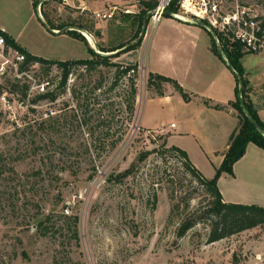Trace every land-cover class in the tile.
Listing matches in <instances>:
<instances>
[{"label": "rangeland", "instance_id": "374dc122", "mask_svg": "<svg viewBox=\"0 0 264 264\" xmlns=\"http://www.w3.org/2000/svg\"><path fill=\"white\" fill-rule=\"evenodd\" d=\"M29 1L0 0V21H9L18 30L24 27L23 37L30 47L50 59L57 51L66 53L64 57L82 54L79 50L87 54L84 45L78 44L77 49L56 38L52 27L84 21L97 45L111 46L134 36L137 24L123 23L121 18L138 13L143 2L50 1L41 6L42 18L29 8ZM189 1L178 14L196 23L200 20L193 13L215 3L220 15L233 12L237 3L251 6L256 13L264 9V0ZM97 11H112L113 16L97 19ZM176 19L165 14L155 26L150 19L142 48L112 58L139 64V121L136 107L130 120L128 112L116 106L103 110L99 119L95 116L89 128L80 126L71 88L83 87L81 70L69 76L66 93L53 102L33 103L35 89L22 101L20 94L7 90L15 76L1 80L11 107L0 102V264H264V225L207 242L209 222L206 218L199 221V217H205L209 198L183 160L168 150L186 139H172L169 146L166 136L159 133L165 134L166 129L175 134L178 129L170 124H178V118L149 114L152 124L158 122L159 127L148 132L141 128L151 97L147 72L152 55L161 51L169 56L167 60L173 57L175 63L192 62L193 66L202 56L195 55L192 46L196 43L200 50L203 38L194 39L197 30ZM113 71L102 70L108 82ZM59 75L56 67L49 74L39 67L23 82L31 86L49 81L47 90L52 91ZM96 79L94 74L93 84ZM123 86L126 84H120L115 93ZM112 99L119 100L118 96ZM49 110L55 112L51 118L60 119L55 128L42 124ZM99 120L104 124L97 126ZM163 120L165 125H161ZM129 169L132 171L124 176ZM74 217H78L76 225ZM195 219L196 224L180 236L182 221Z\"/></svg>", "mask_w": 264, "mask_h": 264}, {"label": "trees", "instance_id": "16d2710c", "mask_svg": "<svg viewBox=\"0 0 264 264\" xmlns=\"http://www.w3.org/2000/svg\"><path fill=\"white\" fill-rule=\"evenodd\" d=\"M50 1L61 2L59 0H46L43 3L42 8ZM39 2L40 0H33L34 9L37 11L38 15H40L38 11ZM159 2L160 0H143V2L141 3L140 11L138 13L133 15L126 14L122 16L121 21L123 23L132 21L133 25L137 24V30L135 31V34L131 39L111 46H104L98 43V49L101 52L108 53L123 49L119 53L113 55H104L97 53L90 45L87 38L80 32L74 30L68 31L66 32V34L70 35L71 37L81 39L87 44L89 54L91 55L89 58L77 60H55L43 58L31 54L22 46H20L12 37L7 35V42L20 52L24 53L26 57L25 62L21 66L22 70L33 72L35 69L41 67L45 70V73L49 74V72L54 67H56L60 71L58 85H56V87L52 91L47 90L45 93L37 94L32 102L36 103L41 100H48L53 102L58 100V98L61 95L65 94L67 91L69 76L73 75L76 70H81V76L84 79L83 87L81 85L71 88V94L77 101L78 109H76V112L78 114L76 115V117L79 115L80 126H88L89 128V124L92 122L95 116H97L99 119L103 114V110L114 108L116 106L119 107L120 110L123 107V110H125V112H128L129 119L131 120L134 116L138 96L137 79L139 66L138 64H124L122 62H115L112 60V58L119 57L122 53H126L141 46L143 38L140 40V42L128 47L139 37L145 15L148 12L155 10L158 7ZM179 9L180 0H170L166 11H169L172 14H177L179 12ZM205 22L209 24L207 21ZM262 25L264 26V22ZM65 26H78L91 33L90 25H88V23L84 21L78 24H61L58 27L54 26L52 28L60 30ZM118 28L120 31L124 30L122 27ZM215 32L219 38L223 52L228 59V63L231 64L234 69L242 75L243 99L246 107L264 129V125L259 120V117L253 106L251 105L247 95V80L244 77V70L241 65V59L246 53L243 44L241 42L235 41L229 34L220 32L217 29H215ZM209 34L211 36L212 51L221 59H223L218 51V47L214 38L212 37L210 32ZM103 69L114 70L112 74L113 79H111V81H107L106 77L103 75ZM94 74L98 75V79H96L93 84L92 77ZM147 75V88L158 96H162L164 94V87L166 84H169L182 95L185 101L188 102L194 98V95L192 93L187 92L177 80L171 77L152 72L148 73ZM86 77L87 79L90 77V79L85 80ZM120 84H126V87L123 86L121 90L115 93ZM4 88L5 87L0 85V95L3 93ZM7 90H9L13 94H20L21 100L26 101L29 94L30 85L27 82H23V78H15L14 81L10 83V86H7ZM98 91L99 93H97ZM115 96H118V101H114V99H112L115 98ZM204 103L207 106H212L213 108L220 110L228 108L229 105V107H232L236 110V115L239 120L237 127L230 135L228 148L224 153V159L221 165L216 169L215 176L211 179L204 177V175L190 161L186 151L182 150L181 148L171 146L168 148V150L177 154L183 160V164L186 170L190 172L194 179L206 191V194L209 198V202L206 207L207 211L205 217H199V221L206 218V220L209 222L208 224L210 230L208 233L207 242L213 243L264 225V206H260L257 204L225 202L218 187V180L222 176V174H234L235 163L245 155L247 146L250 143L257 145L264 150V135L259 133L245 116L238 98V87L236 89V100L234 102H230L228 105H213L209 100H204ZM98 104L100 105L99 107H97ZM31 110L35 111V109ZM59 122V118L55 119L53 117H48L42 122V124L48 123L52 125V128H55L56 125L60 124ZM103 124L104 121L99 120L97 126ZM164 141L166 142V140ZM147 155L148 153L145 154V156ZM140 160H143V156L140 158ZM131 171L132 169H129L124 174V176L129 174ZM174 209L175 205L172 207L171 212H173ZM72 220L76 225L78 222V217H74ZM197 220L195 219L182 221L179 228V235H184L196 224ZM45 228V230H48L47 227ZM76 233L77 232L75 231V235ZM54 264L58 263L55 262Z\"/></svg>", "mask_w": 264, "mask_h": 264}, {"label": "crops", "instance_id": "0c3cea01", "mask_svg": "<svg viewBox=\"0 0 264 264\" xmlns=\"http://www.w3.org/2000/svg\"><path fill=\"white\" fill-rule=\"evenodd\" d=\"M29 4V8L34 10L33 0H30ZM40 15L44 18L42 13ZM176 20H178L179 24L187 26V28L197 30L192 36L194 39L202 41L203 38L204 45L200 50L198 44L194 43L192 46L194 54L202 56L198 57L197 64L193 66L194 63L192 62H189L188 65L182 61L175 63L173 57L167 60L168 55H164L161 51H156L148 62V72L162 74L177 80L187 92L194 95V98L191 101H185L182 95L169 84L165 85L162 96H158L151 91L150 103L147 107L148 116L142 115L140 121L144 125L142 124L141 128L149 131L152 127H159L160 124L158 122L157 124H152L153 120L149 119V114L156 116V118L172 115L177 117L178 124H170L171 127L173 124L175 125L172 128L178 129L177 132L172 134L170 130L164 129L163 131L166 133L161 132L160 134L166 136V142L169 146H171L169 142L172 139H186V141H182L180 146H174L186 151L193 165L204 177L211 179L215 176L216 169L221 165L224 153L228 148L230 135L238 125L239 120L236 110L228 105L230 102L236 100L238 79L229 68L226 55L224 54L225 61L212 51L211 36L205 28L203 29V27L198 26L193 21ZM39 21L42 22L40 19ZM0 25L25 50L33 55L43 57L40 52L34 51L26 39H24V27L18 30L17 28H13L9 21L5 20H1ZM54 36L61 38V41L63 39L66 40V43H72L73 48H77L78 44L84 45L87 54L85 52L83 54L79 50L78 53L82 54L74 55L71 52V57H64L66 53L60 55L59 51H57L58 54H54L55 57H51V59L77 60L85 59L83 57L89 55L88 46L81 39L71 37L66 33H54ZM90 43L94 48L93 43L91 41ZM184 50L186 49L184 48ZM245 52L241 59V65L244 70V77L247 80L248 99L256 111L259 120L264 125V55L260 52ZM135 64H138V62ZM204 100H209L213 105H228V108L222 110L215 109L212 106H207ZM140 101L138 98L136 105L138 121ZM161 123V125H165L164 120ZM218 187L225 202L264 206V150L250 143L247 146L245 155L235 163L234 174H222L218 180Z\"/></svg>", "mask_w": 264, "mask_h": 264}, {"label": "built area", "instance_id": "2783aa9c", "mask_svg": "<svg viewBox=\"0 0 264 264\" xmlns=\"http://www.w3.org/2000/svg\"><path fill=\"white\" fill-rule=\"evenodd\" d=\"M59 1L70 4L77 0ZM169 3L170 0H160L158 7L155 9L156 12L151 18L154 26L160 17L165 15L166 8ZM189 3V0H182L180 2V7L187 8L186 6ZM38 11L39 14H41V6H38ZM219 12V5L215 3L212 6H207L205 9L200 8V11L193 14L200 21H207L209 23L208 25H210L214 30L217 29L220 32L229 34L235 41L241 42L245 51L252 53H264V26L262 25L264 22V9L261 13H256L251 6L237 3V5H235V10L231 13L220 15ZM94 14L97 19H107L113 16L112 11H97ZM173 16L185 22L189 21V19L186 17V19H184V17L178 13L173 14ZM7 35V30L0 25V82L5 78L10 79V76L12 75L19 79L26 77L31 78L30 73L32 72H28L26 70L24 71L21 68L22 64L26 60L24 53L20 52L7 42ZM48 84L49 81L39 84H31L29 93H31L34 89L37 90V94L45 93L47 91ZM0 102L4 106H8L9 108L11 107V103L4 93L0 95ZM54 114L55 112L53 110H49L44 113V116L45 118H48ZM174 126L175 125L173 124L172 127ZM66 212H69L68 208H66Z\"/></svg>", "mask_w": 264, "mask_h": 264}, {"label": "water", "instance_id": "95a60500", "mask_svg": "<svg viewBox=\"0 0 264 264\" xmlns=\"http://www.w3.org/2000/svg\"><path fill=\"white\" fill-rule=\"evenodd\" d=\"M45 1L46 0H40L39 6H42ZM155 12H156L155 10H152V11L148 12L145 15V17L143 19L142 30H141V33H140L139 37L133 43H131V45H129L128 47L134 45L135 43L140 42V40L145 36L146 31H147L148 21L152 18V16L155 14ZM165 14H167L169 16H173V14L171 12H169V11H166ZM196 24L198 26H201V27L205 28L207 31H209L211 33L212 37L214 38V40H215V42L217 44L218 51H219L221 57L226 61V58H225L221 43L219 41L218 36L216 35L215 30L210 25H208L207 23H205L203 21L197 22ZM72 30L78 31V32H80L81 34H83L86 37V33L85 32H87V31H85L84 29H82V28H80L78 26H66V27L60 29L59 31L52 29V32L56 33V34H64V33L68 32V31H72ZM94 48H95V50L97 52H99L98 51V45L96 44L95 40H94ZM122 50L123 49H119V50H117L115 52H108V53H100L99 52V53L100 54H104V55H113V54L119 53ZM227 64H228L229 68L231 69V71L235 74V76L238 79V98H239L240 105L242 107V110H243L245 116L253 124V126L256 128V130L259 133H261L262 135H264V129L261 127V125L258 123V121L252 116V114L250 113V111L248 110V108L245 105V102H244V99H243V80H242V75L240 73H238L231 64H229V63H227Z\"/></svg>", "mask_w": 264, "mask_h": 264}, {"label": "bare ground", "instance_id": "6f19581e", "mask_svg": "<svg viewBox=\"0 0 264 264\" xmlns=\"http://www.w3.org/2000/svg\"><path fill=\"white\" fill-rule=\"evenodd\" d=\"M184 19H185V17H184ZM85 33H86V37L93 43V46H94V38H93V36L90 33H88V32H85Z\"/></svg>", "mask_w": 264, "mask_h": 264}]
</instances>
